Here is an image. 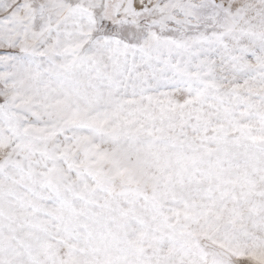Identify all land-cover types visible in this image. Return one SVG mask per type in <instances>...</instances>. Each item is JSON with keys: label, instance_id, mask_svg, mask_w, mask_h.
I'll return each mask as SVG.
<instances>
[{"label": "snow or ice", "instance_id": "1", "mask_svg": "<svg viewBox=\"0 0 264 264\" xmlns=\"http://www.w3.org/2000/svg\"><path fill=\"white\" fill-rule=\"evenodd\" d=\"M0 264H264V0H0Z\"/></svg>", "mask_w": 264, "mask_h": 264}]
</instances>
